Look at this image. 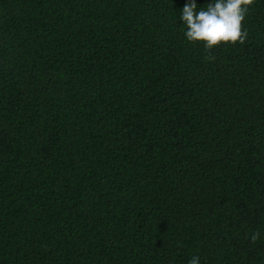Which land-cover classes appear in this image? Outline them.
Listing matches in <instances>:
<instances>
[{
  "label": "trees",
  "instance_id": "16d2710c",
  "mask_svg": "<svg viewBox=\"0 0 264 264\" xmlns=\"http://www.w3.org/2000/svg\"><path fill=\"white\" fill-rule=\"evenodd\" d=\"M187 2L0 0V264H264V0Z\"/></svg>",
  "mask_w": 264,
  "mask_h": 264
},
{
  "label": "clouds",
  "instance_id": "9594fccd",
  "mask_svg": "<svg viewBox=\"0 0 264 264\" xmlns=\"http://www.w3.org/2000/svg\"><path fill=\"white\" fill-rule=\"evenodd\" d=\"M253 4L254 0H211L206 10L197 11L195 0H188L180 14V20L186 27L184 36L189 42H204L206 52L221 43L243 44L248 30L242 31V21ZM206 59L211 61L213 57ZM259 238V231L250 236L253 243ZM189 264H200L199 256H193Z\"/></svg>",
  "mask_w": 264,
  "mask_h": 264
}]
</instances>
